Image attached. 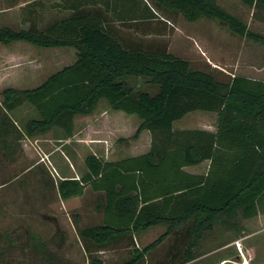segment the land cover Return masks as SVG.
I'll return each instance as SVG.
<instances>
[{
    "label": "trees",
    "instance_id": "obj_1",
    "mask_svg": "<svg viewBox=\"0 0 264 264\" xmlns=\"http://www.w3.org/2000/svg\"><path fill=\"white\" fill-rule=\"evenodd\" d=\"M239 2L264 8V0ZM40 6L36 1L23 8L26 29L1 27L0 45L72 48L76 61L32 89L0 93V149L10 153L21 134L33 138L52 129L68 140L75 117L92 114L101 100L139 120L133 139L143 131L151 137L142 155L114 162L88 155L82 176L56 184L61 200L80 197L86 189L103 195L98 198L101 223L76 229L88 264H103L92 249L127 242L129 258L119 264H140L181 226L190 225L198 238L201 229L215 223L237 228L239 219L264 215V81L243 76L220 81L160 44L124 37L116 24L144 35L162 11L190 23L215 22L264 47L263 35L248 30L215 0H58L62 15L38 29ZM129 79H142L146 90L135 89ZM23 105L37 118L28 119L19 132L10 114ZM195 111L216 114L214 132L173 129L174 122ZM206 161V175L184 171ZM155 226L165 227L161 236L142 249L133 245L136 234Z\"/></svg>",
    "mask_w": 264,
    "mask_h": 264
},
{
    "label": "rangeland",
    "instance_id": "obj_2",
    "mask_svg": "<svg viewBox=\"0 0 264 264\" xmlns=\"http://www.w3.org/2000/svg\"><path fill=\"white\" fill-rule=\"evenodd\" d=\"M36 1L41 2L35 22L38 29L58 18L59 11L48 7L50 2L57 0H0V28L26 29L29 23L22 20L23 8ZM215 1L245 23L248 30L264 36L263 7L248 8L239 0ZM157 15L144 35L118 24L116 29L124 37L160 44L167 52L189 61L192 68L209 71L220 81L233 76L264 81L263 46L234 36L215 22L200 19L190 23L179 15L168 16L162 11ZM73 62L72 49H45L25 42L0 45V93L6 88L32 89ZM142 81L129 79L135 89L146 90ZM109 111L112 125L104 128L103 121L100 122L95 114L105 117V112ZM205 114L211 117L186 116L175 122L173 129L214 131V114ZM10 115L19 132L28 119L37 118L36 112L26 105ZM138 125L139 120L134 115L109 110L105 100H101L96 112L75 118L73 135L68 140L60 138L58 129H52L33 138L21 134L10 148L11 154L0 149V264H88L73 232L70 237L67 223V217L70 219L71 213L79 211L83 200L70 199V206L62 203L56 184L66 176L80 177L85 171L83 162L87 155L95 153L108 161H119L143 151L145 145L149 149L151 137L147 131L132 138ZM84 199L85 203L88 197ZM61 231L66 236L63 239L59 237ZM164 231V226H155L136 234L132 243L142 249ZM131 249L128 242L120 243L108 255H101V259L104 264H119L129 258ZM185 251L189 256L186 261ZM47 255H50V263ZM233 261L264 264L263 214L239 219L237 228L215 223L208 229H201L198 238L192 235L190 225L181 226L166 235L140 264H234Z\"/></svg>",
    "mask_w": 264,
    "mask_h": 264
},
{
    "label": "crops",
    "instance_id": "obj_3",
    "mask_svg": "<svg viewBox=\"0 0 264 264\" xmlns=\"http://www.w3.org/2000/svg\"><path fill=\"white\" fill-rule=\"evenodd\" d=\"M57 3H58V0L56 2H54V3L50 2L49 5H48L49 9L50 10H58V11H60L55 6ZM62 13L63 12H61L60 15H62ZM51 49H55V48H51ZM67 49L70 50L72 48H67ZM73 52H74V62H75L76 61V52L74 50H73ZM248 79H251V78H248ZM252 80H255V79H252ZM94 112H96V109L93 111V113ZM195 112H201V111H195ZM192 113H194V112H192ZM205 113H209V112L194 113V114L189 113L186 116H193V115L199 114V117H204V119H208L209 117H211L210 115H207ZM212 114H214V113H212ZM109 115H110V111H109V113L105 112V117L103 115L95 114V116L98 118V120L100 122L103 121L102 125H103L104 128H110V125H112V118H110ZM118 116H121V115H117L116 117H118ZM186 116H184L182 119H180V120H178L176 122L182 121ZM212 116H214V122L216 123V119H217L216 114H214ZM174 124H175V122L173 123V126H174ZM198 130H203V131H208V132H214L215 131V130L214 131H210V130H208L206 128L198 129ZM91 140H92V138H91ZM140 149H142V147H140ZM143 149H144L143 151H140L137 154L130 155L129 157H136V156L142 155V154H144V153H146L148 151V147L146 145H145V147L143 146ZM91 155L97 156V157L101 158L104 161L107 160V159L103 158L102 155H99V154H95L94 153V154H91ZM106 162H114V161H108L107 160ZM209 165H210V163L206 161V162H202V163H200L198 165H195V166H192V167H187V168L184 169V171L186 173H188V174H191V175H202V174L206 175V173L208 171V168H209ZM84 173H85V171L82 172L80 175L82 176ZM76 175H77V173H76ZM66 177H67L66 179H71L72 178V177L68 178L69 176H66ZM58 197H59V195H58ZM86 197H88V199L84 203V200H85L84 198H86ZM102 197H103V195L101 193H94V192L90 191L89 189H86L82 196L71 198V200H73V199H81V200H83V202H82V204H81V206L79 208V211L71 213L70 219H69V217H67V223L69 224L70 229L72 231H70L69 228H67V229H69L68 232L70 234V237H71V232L74 233V234L73 233L72 234H73V236L75 235L74 238L76 239V241H78V248H80L82 254H84V255H86V253H85V251L83 249V246H82V244H81V242H80V240H79V238L77 236L76 229L77 228H83V227H86V226H91V225H97V224L101 223L102 213H101V209L99 207L100 205H99L98 198H102ZM69 200L70 199L63 200V202H62V200H60V201L62 203L65 202V203H67V205H69L72 202V201L70 202ZM33 236L37 237V239H39L38 235L33 234ZM59 237H60V239H63V237L64 238L66 237L64 231L60 232ZM72 240H73V238H72ZM111 249H113V247H107V248H104V249H101V250H98V251H95L96 249H92L93 251L91 253L93 255H95L99 260L102 261L101 258L103 256H101V255H104V254L108 255L110 253V251H112ZM98 256H101V257H98ZM102 263L104 264L103 261H102Z\"/></svg>",
    "mask_w": 264,
    "mask_h": 264
},
{
    "label": "built area",
    "instance_id": "obj_4",
    "mask_svg": "<svg viewBox=\"0 0 264 264\" xmlns=\"http://www.w3.org/2000/svg\"><path fill=\"white\" fill-rule=\"evenodd\" d=\"M224 262H225V261H224ZM224 262H222V263H224ZM229 262H230V261H229ZM233 263H234V264H238V263H237V262H235V261H233ZM243 263H244V261H243ZM239 264H240V263H239Z\"/></svg>",
    "mask_w": 264,
    "mask_h": 264
}]
</instances>
